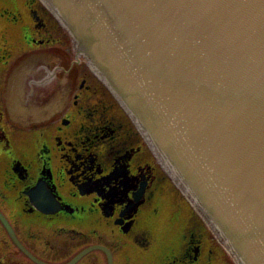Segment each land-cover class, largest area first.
<instances>
[{"label": "flooded vegetation", "instance_id": "af4514ba", "mask_svg": "<svg viewBox=\"0 0 264 264\" xmlns=\"http://www.w3.org/2000/svg\"><path fill=\"white\" fill-rule=\"evenodd\" d=\"M59 29L41 0H0V264H228L89 67L65 92L38 78L40 62L66 73ZM99 91L108 105L90 107Z\"/></svg>", "mask_w": 264, "mask_h": 264}, {"label": "water", "instance_id": "95a60500", "mask_svg": "<svg viewBox=\"0 0 264 264\" xmlns=\"http://www.w3.org/2000/svg\"><path fill=\"white\" fill-rule=\"evenodd\" d=\"M235 264H264V0H42Z\"/></svg>", "mask_w": 264, "mask_h": 264}, {"label": "rangeland", "instance_id": "374dc122", "mask_svg": "<svg viewBox=\"0 0 264 264\" xmlns=\"http://www.w3.org/2000/svg\"><path fill=\"white\" fill-rule=\"evenodd\" d=\"M62 34H64L65 36L67 35V34H65V32L62 29H59L58 35L60 37H62L64 41H66V44H64L61 41V43H58V45H57L58 46L57 50L58 51H63V53H64V59H63V61L61 63V66L64 68L66 73H62V74L59 73L58 76L54 77V75H55V74H53V72L55 71V68H53V66L55 65L54 63L50 64L49 67L46 66L48 64L45 63V62H40L41 64L39 65V66H41V69H40L41 71L38 73V75H39L38 78L39 79L42 78L43 76H41V75L42 74L43 75L46 74L48 72V69H49V75H51V77H50V79L46 78L44 80V82H45V84H46V81H47V83H49L48 84V88H49V92L50 93L54 92V91H60V90H62V92H65V91H67L69 89H72V90L76 89L77 84H78V80L72 75V73L68 75L69 76L68 78H66L67 77L66 74L68 73L67 70L70 71L71 69H73V70L82 69V70H84V72L86 71V73L88 74V69L86 68V67H88V65H87V63L85 62V60L82 57L79 56V58L82 60L81 63H80L81 65H79V67H77L76 65H73V60L75 58H77V57H76L75 52H74V50L72 48L71 39H69V37L65 38ZM58 35H57V37H58ZM43 47L47 49L46 46H43ZM33 63H34V61H33ZM92 82H95V81L92 80ZM40 84L41 83H39V85L36 86L38 91L43 89V87H41ZM89 102L91 103L90 107H94L96 105H98V106H100V105H102V106L103 105H108V103H109V101L106 100V98L103 96L101 91L96 92L95 96L93 98H91L89 100ZM101 111H105V116L109 117L110 111H109L108 108L102 107ZM83 135L85 137H88L89 134L88 133H83ZM85 140L86 139H83V141H85ZM73 148H74V146L71 147V149L74 151V153L80 152V150L78 148L77 149H73ZM226 257H227V259L229 261L228 264H235L234 260L229 256L228 253H226Z\"/></svg>", "mask_w": 264, "mask_h": 264}]
</instances>
